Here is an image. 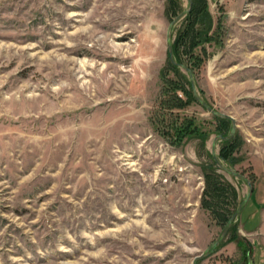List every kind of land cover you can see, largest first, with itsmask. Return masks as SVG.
I'll return each instance as SVG.
<instances>
[{
	"label": "rangeland",
	"instance_id": "obj_1",
	"mask_svg": "<svg viewBox=\"0 0 264 264\" xmlns=\"http://www.w3.org/2000/svg\"><path fill=\"white\" fill-rule=\"evenodd\" d=\"M189 6L0 0V264H194L219 237V213L231 217L249 190L213 156L216 130L232 124L193 99L170 109L163 91L165 80L192 87L167 46ZM204 10L213 39L190 44L196 15L174 25L173 42L187 66L199 56L201 97L236 119L216 153L229 149L219 159L253 192L198 263L251 264L264 259V223L245 232L264 216V0H196L194 14ZM177 117L200 135L174 142Z\"/></svg>",
	"mask_w": 264,
	"mask_h": 264
},
{
	"label": "trees",
	"instance_id": "obj_2",
	"mask_svg": "<svg viewBox=\"0 0 264 264\" xmlns=\"http://www.w3.org/2000/svg\"><path fill=\"white\" fill-rule=\"evenodd\" d=\"M192 1V6H191V9L189 10V12L185 15V18L189 19L191 17L194 16V18L196 17L197 15V19L193 20L192 23H196L198 21H201L202 22V27L203 29H195V26H191L189 29H191L192 27V30H191V34H189V36H191L189 39L190 41V44H192V46H196L198 44L201 43V41H206V40H212V34H210V31L212 30L213 28V25H212V16L210 14L209 11H201L199 12L198 14H194L195 12V5H196V0H191ZM201 19V20H200ZM182 35V34H181ZM173 50H174V58L175 60H177L178 62H181V58L180 56L178 55V48H177V44H176V41L173 42ZM199 56H195V55H192V58H196L195 60L192 59L191 61V64H189V68L192 70L193 72V76L196 75L197 73V68L200 66V60L198 59ZM170 64L172 66V68L177 71V72H181L180 70L182 69L181 67L175 65L171 59H170ZM164 76V72L162 74ZM186 80L189 84H191V80L189 81V79L187 78L186 76ZM164 84H165V88L163 91H167L168 89L171 90L170 94H169V101H170V105H168V107L170 109H174V108H181V107H184L187 105L188 101L189 100H196L197 102H199L197 100V98L195 97L194 93H193V90H192V87L190 89V91L188 92L186 89H184V87L178 82V81H171V80H165L164 81ZM178 89H181L184 91V93L187 95V99L188 100H185L183 99L181 96L178 95V93H176V91ZM178 116V115H177ZM219 119V121L223 122L224 125L228 126V123H231L232 124V121L230 119H227V118H222V117H219V116H216ZM179 118L177 117V121L175 122V120H173L168 128L167 131H165V133H167L168 135H170V131L172 132V135L174 138V142L176 140V142H180V140L184 139L186 136H191V135H196V134H199L200 135V129L198 128L197 124H195L194 122V119L193 118H190V117H183V120L182 122H178ZM232 129V125H230V131ZM218 134H223V135H229V134H226L223 130H220V129H217L216 130ZM203 138L207 137L209 134L208 133H205L203 132ZM235 138H230L228 140H222L223 143L225 144H229V143H232V141H234ZM228 148H223L221 151V157L223 156V159H224V156L225 158L228 156ZM219 216L222 217V219H224V223L226 225V223L228 222V220L230 219L229 216H225L224 214L222 213H219ZM245 245L247 246V243H245ZM216 250V249H215Z\"/></svg>",
	"mask_w": 264,
	"mask_h": 264
},
{
	"label": "water",
	"instance_id": "obj_3",
	"mask_svg": "<svg viewBox=\"0 0 264 264\" xmlns=\"http://www.w3.org/2000/svg\"><path fill=\"white\" fill-rule=\"evenodd\" d=\"M189 3H190L189 8L185 9L184 11H182L169 24V27H168V30H167V46H168L169 56H170L171 61L175 65L185 69L190 74V76H191L190 79H191V85H192L193 93H194L195 97L197 98V100L199 101V103L205 109H207L209 112H211L212 114H214L216 116H219V117H222V118L230 119L232 121V129H231V132H230L229 135L218 134L213 139V143H212L213 156L215 158V161L218 163V165L221 168H223L226 172L230 173L231 175H234L236 177H240V178L244 179L249 185V190H248V193H247L246 197L241 201V203L237 207L236 211L232 214V216L230 217V219L226 223L225 227L223 228L222 232L220 233L219 237L206 250H204L202 253H200V254L195 256L193 263L194 264H199L198 262H199L200 259H203L208 254L213 253L215 251V249L223 242V240L225 239L228 231L232 227L233 223L236 221V219L241 214V212L244 209V207L247 205V203H248V201H249V199L251 197V194L253 192V184L249 180V178H247L244 174H242L239 171L234 170V169L226 166L225 164H223L221 162V160L219 159L217 153H216L217 144H218L219 140H228V139L232 138L235 135L236 130H237L236 119L231 114H228L226 112H223V111L215 109L210 103H208L205 99H203L201 97V95L199 94L198 90H197L196 82H195V78L193 76L192 70L185 63L178 62L174 58L173 33H172L173 27L180 19H182L189 12V10L191 9V6H192V1L189 0Z\"/></svg>",
	"mask_w": 264,
	"mask_h": 264
},
{
	"label": "crops",
	"instance_id": "obj_4",
	"mask_svg": "<svg viewBox=\"0 0 264 264\" xmlns=\"http://www.w3.org/2000/svg\"><path fill=\"white\" fill-rule=\"evenodd\" d=\"M240 218H241V215H240ZM263 223H264V216H263V220H262V223L260 224V226H258L255 229H252V230H245V229L244 230H245V232H248V233H255L263 227ZM244 227H245V224L243 223V228ZM258 253L253 256V259L251 260V264H264V261H263L264 259L262 257V254L261 253L258 254Z\"/></svg>",
	"mask_w": 264,
	"mask_h": 264
}]
</instances>
